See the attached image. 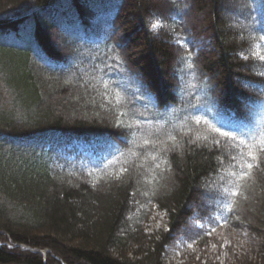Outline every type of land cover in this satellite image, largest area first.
<instances>
[{
  "label": "trees",
  "instance_id": "16d2710c",
  "mask_svg": "<svg viewBox=\"0 0 264 264\" xmlns=\"http://www.w3.org/2000/svg\"><path fill=\"white\" fill-rule=\"evenodd\" d=\"M261 146L264 0H0V264H264Z\"/></svg>",
  "mask_w": 264,
  "mask_h": 264
},
{
  "label": "rangeland",
  "instance_id": "374dc122",
  "mask_svg": "<svg viewBox=\"0 0 264 264\" xmlns=\"http://www.w3.org/2000/svg\"><path fill=\"white\" fill-rule=\"evenodd\" d=\"M164 214L158 211L149 222L147 230L150 231L154 227H159L163 223ZM220 223L223 221L218 217ZM224 223V222H223ZM222 223V225H223ZM213 228L207 230L211 239H207L204 245H197L193 241H180L178 245L167 246L168 256L167 264H247V259L241 254L243 248H241L242 242L245 240L244 232H241L244 236L235 233H226L223 227L214 228L215 231H211ZM214 237V238H213ZM191 245V247H189ZM215 245V247H213ZM42 252H46L43 250ZM235 254V255H234Z\"/></svg>",
  "mask_w": 264,
  "mask_h": 264
},
{
  "label": "snow or ice",
  "instance_id": "6c2138e0",
  "mask_svg": "<svg viewBox=\"0 0 264 264\" xmlns=\"http://www.w3.org/2000/svg\"><path fill=\"white\" fill-rule=\"evenodd\" d=\"M158 26H159L158 23H153L152 24V28L153 29L158 28ZM178 43H179V41H178ZM199 122H200V120H199V118H197V123H199ZM212 131H214L215 133H218L219 136H221V137H224V138H227V139H229L231 141L237 142L236 145H234V146L238 147L239 145H246L247 148H248V152L246 153V155L248 157H250L252 161H257V159H258L257 154L253 151V148L255 147V145L248 144L244 139L237 137V135L234 132L225 131V130H222V128H219V127H212ZM170 139L175 140V137H170ZM215 143L217 145H219L220 141L216 140ZM261 151H264V146H261ZM244 156H245V153L241 150L240 159L243 160ZM232 159L235 160L236 157H232ZM256 166H258V164H256ZM253 167H254L253 163H246V168L248 169V171H244L243 170L244 165H241V171L239 173V178L243 179V178L247 177L250 174V172L253 169ZM231 175L235 176L236 173H231ZM233 194L239 195V192L237 191V192H235ZM211 231H215V229L213 228ZM208 234L211 235V232H209ZM189 247H191V245H189ZM213 247H215V245H213Z\"/></svg>",
  "mask_w": 264,
  "mask_h": 264
},
{
  "label": "water",
  "instance_id": "95a60500",
  "mask_svg": "<svg viewBox=\"0 0 264 264\" xmlns=\"http://www.w3.org/2000/svg\"><path fill=\"white\" fill-rule=\"evenodd\" d=\"M27 249H31V250H34V251H43L42 249H38V248H31L29 246H26Z\"/></svg>",
  "mask_w": 264,
  "mask_h": 264
}]
</instances>
